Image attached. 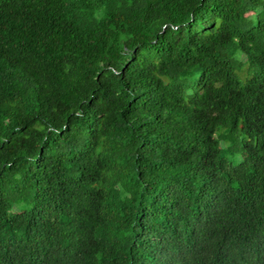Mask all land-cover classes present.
Listing matches in <instances>:
<instances>
[{
  "label": "trees",
  "instance_id": "trees-1",
  "mask_svg": "<svg viewBox=\"0 0 264 264\" xmlns=\"http://www.w3.org/2000/svg\"><path fill=\"white\" fill-rule=\"evenodd\" d=\"M0 264H264V0H0Z\"/></svg>",
  "mask_w": 264,
  "mask_h": 264
},
{
  "label": "clouds",
  "instance_id": "clouds-1",
  "mask_svg": "<svg viewBox=\"0 0 264 264\" xmlns=\"http://www.w3.org/2000/svg\"><path fill=\"white\" fill-rule=\"evenodd\" d=\"M204 245H206L205 247H211L210 244H204ZM205 247H203V248H205ZM251 257L253 258V260H251V261L255 263V260H256V259H254L255 255H253Z\"/></svg>",
  "mask_w": 264,
  "mask_h": 264
}]
</instances>
